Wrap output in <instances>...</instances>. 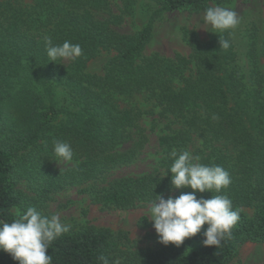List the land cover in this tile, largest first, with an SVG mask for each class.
Returning <instances> with one entry per match:
<instances>
[{
    "label": "trees",
    "instance_id": "16d2710c",
    "mask_svg": "<svg viewBox=\"0 0 264 264\" xmlns=\"http://www.w3.org/2000/svg\"><path fill=\"white\" fill-rule=\"evenodd\" d=\"M229 1H140L150 15L132 34L122 25L137 0H0V221L39 210L67 187L102 209L176 198L191 191L170 184V153L182 150L231 177L221 193L197 198L224 194L240 212L218 247L203 245L207 225L179 247L157 241L141 249L125 232L86 226L52 242L51 264H103L100 256L109 264H229L243 244L264 243V27L250 22L245 32L218 33L227 50L218 35L192 34L188 57L144 54L157 16ZM44 36L53 45L79 44L82 55L50 61ZM98 58L100 71L91 66ZM151 133L150 170L117 175L144 160ZM55 141L71 145L70 164L54 156ZM0 264L18 262L0 251Z\"/></svg>",
    "mask_w": 264,
    "mask_h": 264
},
{
    "label": "clouds",
    "instance_id": "9594fccd",
    "mask_svg": "<svg viewBox=\"0 0 264 264\" xmlns=\"http://www.w3.org/2000/svg\"><path fill=\"white\" fill-rule=\"evenodd\" d=\"M204 25L209 32L217 34L235 29L240 19L238 14L229 8L215 6L206 9ZM219 49L227 50L230 42L218 35ZM46 53L50 61L75 60L82 55L79 44L65 41L62 45H53L51 37H43ZM213 120L218 119L216 115ZM53 154L64 163L73 161V150L69 143L55 141ZM172 164L170 184L173 189L188 188L176 198L155 196L149 202L148 217L158 237V243L179 247L185 239L196 236L201 228L203 245L218 247L221 241L231 238L232 229L240 218L239 209H233L231 199L224 194L211 195L209 199L197 198V193H221L231 184L228 171L222 166H208L195 163L199 157H193L189 151H173L169 156ZM55 162V161H54ZM56 163V162H55ZM70 225L63 223L60 216H47L36 207L26 211H17L11 222L0 221V251L11 256L18 264H51L52 256L47 255L52 242L70 231ZM103 264H109L106 257L100 256ZM118 264V261H113Z\"/></svg>",
    "mask_w": 264,
    "mask_h": 264
},
{
    "label": "rangeland",
    "instance_id": "374dc122",
    "mask_svg": "<svg viewBox=\"0 0 264 264\" xmlns=\"http://www.w3.org/2000/svg\"><path fill=\"white\" fill-rule=\"evenodd\" d=\"M148 0H137L135 13L127 17L122 25V32L135 33L147 23L150 13L140 5ZM234 10L240 19L237 26L239 32L244 31L248 23H255L259 28L264 27V0H230L226 4L211 5ZM205 11H170L157 16L152 22L151 39L147 43L144 54L159 53L172 58L175 54L188 57L193 36L196 34L200 40L215 37L204 25ZM188 33V38L184 34ZM239 34V33H238ZM102 59L91 63L95 70L101 69ZM155 134H150V141L145 149L144 160L134 164L131 168L117 171V175H137L150 170L155 156ZM24 192L31 191L26 183H21ZM77 187H67L55 193L39 209L42 214L51 216L57 214L63 223L70 225V231H77L82 227L93 226L107 228L113 233L125 232L132 242L133 248L141 249L153 247L158 237L148 217V206L138 207L128 211L116 209H102L99 205H92L87 195L77 192ZM133 248H131L133 250ZM229 264H264V243H245L239 247L234 259Z\"/></svg>",
    "mask_w": 264,
    "mask_h": 264
}]
</instances>
